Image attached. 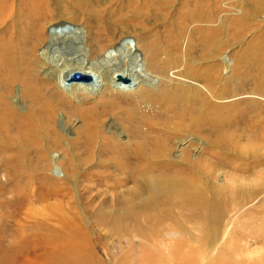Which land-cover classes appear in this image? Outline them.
Wrapping results in <instances>:
<instances>
[{
	"label": "rangeland",
	"instance_id": "obj_1",
	"mask_svg": "<svg viewBox=\"0 0 264 264\" xmlns=\"http://www.w3.org/2000/svg\"><path fill=\"white\" fill-rule=\"evenodd\" d=\"M132 1L42 0L56 16L73 22L65 15L79 19L82 16L86 20L81 24L87 22L94 30L144 29L148 33L154 29L152 39L161 47L156 59L150 61V52L142 43L138 44L140 59L146 61H141L142 66L156 83L153 97L148 101V95L136 94L119 99L133 109L134 116L159 114L161 127L136 137L129 136L128 131L119 137L113 135L112 154L105 152L92 160L87 150L92 145L82 148L78 143L88 133L90 124L82 111L94 112L103 101L99 96L74 97L78 100L71 106L58 97L56 103L64 105H60L58 117L53 115L58 119L56 133L33 129L30 134L38 133V143L46 145V152L33 141L20 138L23 136L15 122L19 113L12 115L0 109V264H43L51 252L50 238L69 230L87 237L96 264H126L135 250L124 247L125 236L131 228L149 230L158 218L164 224L168 221V264H264V0H167L165 21L160 15L127 12ZM141 1L151 8L154 4L153 0L136 1L138 8ZM164 26L169 36L167 50L162 49L166 48L161 29ZM166 62L168 69H163ZM18 63L25 61L16 58L17 65L13 66L14 73L23 77L26 70L23 66L17 68ZM182 70L200 76V81H182L176 76ZM34 74L33 85L39 88L38 93H23V101L18 102L22 107L28 105L36 114L49 100L40 83L43 75L40 71ZM177 82H184L185 86ZM211 82L217 85L211 88L213 93L222 99L214 100L206 91L193 97V84L204 86ZM161 83L168 87L162 89ZM7 91V97L15 102L19 83L15 82ZM53 92L57 89L51 87L47 93L51 101ZM74 105L80 106L75 113ZM118 118L124 124L126 116ZM65 123L68 130L72 128L70 135L61 132L60 126ZM101 130V136H108L104 128ZM97 142L100 143L94 144L95 150L109 147L104 141ZM164 142L171 150L168 161L159 159L153 167L146 160L143 162L144 154L156 153ZM50 155L63 167L54 174L55 168L49 170ZM161 179H168L172 185L168 192L157 187ZM209 241L214 244L213 252ZM111 242L122 247V256L112 255ZM83 255L78 253L74 264H86L89 256ZM152 255V250H144L143 262ZM7 258H11L9 262L5 261Z\"/></svg>",
	"mask_w": 264,
	"mask_h": 264
},
{
	"label": "bare ground",
	"instance_id": "obj_2",
	"mask_svg": "<svg viewBox=\"0 0 264 264\" xmlns=\"http://www.w3.org/2000/svg\"><path fill=\"white\" fill-rule=\"evenodd\" d=\"M15 1L17 2V4L15 3ZM136 1L137 3L140 2V0H136ZM135 2L129 3V6L127 7L130 11H127V12H131V13L138 12V13H143L145 15L151 14L153 16L160 15L161 18L164 19V21L167 20V0H155V1L153 0L155 5L152 4V8L150 7V5L145 4V1L144 2L141 1V4L138 8L137 7L138 5H135ZM44 5L45 4L44 2H42V0H14V1L13 0H0V109H2L4 113L10 112L12 115L15 113L20 114L15 119V122L17 123L18 133L22 134L23 136L20 138L27 142L33 141L34 145L37 148L41 149V151L43 152H46L47 151L46 145H42L38 143V140L40 139L38 138V133L34 131L33 134L30 135L31 130L33 129L37 131L42 130L43 133L44 131L48 132V130H51L54 133H56L55 123L56 121H58V119L57 118L54 119L53 115L54 116L56 115V117H58L59 107L60 105H64V103H61V102L56 103L58 97L63 98V102L68 101V104H70L69 106H71V104H74L73 103L74 100H78L77 98H74V97H78L81 95H85L86 97L99 96L100 98L103 99V101L100 102L101 107L98 106V108L94 110V112H91V111L87 112L83 110L82 112H84L85 115L83 113L80 114L81 116L84 115V117L87 115V117H89L88 122L90 124H89V127L87 125L88 129H86L88 130V133L82 140H80V142L78 143V146L82 148L83 147L86 148V146L92 145L88 147L87 149L89 152L88 154L90 155L92 160H93L92 157H94L95 155L99 157V155L101 156L105 155V152L106 154L107 153L112 154L110 153V148H111L110 142L112 141L114 143V141L112 140L113 135L116 137H119V135L126 134L128 131L129 136L136 137V136H139L147 132L153 127L160 126L162 124L161 123L162 120L159 119L158 117L159 114L157 115L155 114L156 116L155 115L153 116V115H147L145 113L144 114L140 113L141 115L134 116L133 109L130 110L129 108L130 106L128 107L127 104H124L125 101H122L119 99L120 96H123V98L125 96L127 97L126 99H128L136 94H138L139 96L148 95L146 97V100L152 99L153 95L151 96V94L155 90L156 83H153V81L150 80L149 71L147 70V68L142 66L141 61L143 62H146V61L140 59V51H139L138 44L140 45V43H142L143 46H145V48L147 49V51L150 52V54L152 55L150 61L152 59H156L160 55L161 47H160L159 42L152 39V36L155 37L154 34L151 35V32L154 29H152L148 33L144 29H142L141 32L130 31L129 29H125L124 28L125 26L123 27L124 29H121V30H111L112 28L110 29V27H109L110 30L108 31H102L99 29L94 30L93 27H91L90 24L87 22H85L84 25L81 24L82 20L83 21L86 20L84 17L81 16V18L79 19L78 16L76 15H74L73 17V16H68L66 14L65 18L69 17L73 19L75 22L65 20L59 16H56L55 13H53L49 7H47L46 5L44 6ZM135 7L138 10L135 11L134 10ZM161 29H162V33H164V39L166 40V48L163 47L162 49L167 50V38L169 37L168 32H167V26H164ZM130 37H135L137 38V40L136 41L132 40L130 42V40H128V38ZM107 41H108V44H105V42ZM135 43L137 44V46ZM40 52H41V55H38V53ZM17 53H19L18 57H14V55H16ZM16 58H23L25 61V64L18 63L20 64V66L17 67V68H20L21 66H23L25 68L26 71L23 77H18L14 73L13 66L15 65L16 67L17 65V64H14V60ZM162 68L168 69V62H166V64L163 65ZM158 70H161V69H158ZM37 71H40V73L43 75L42 77L43 79L40 80V83L43 86V88L46 89L44 93L46 95V98L49 101H46L43 105H41L40 113L35 114L33 113V109H31L28 105L24 107H28L29 109H24V107H22L20 105V102L18 101L22 100L21 96L24 98L23 93H27L28 95H30V93H33L34 90L36 91V93H38L39 88L33 85V77L35 75L34 73H36ZM182 71H177L176 73V76L178 78L181 77L182 81L183 79H187V81L191 80L194 83L200 81V76L196 77L191 72L188 73L186 71L185 72L184 71L182 72ZM73 73L88 75V76L92 75L93 80L91 79V77L89 81L83 80V79L77 80L78 77H74L73 79H70L69 77ZM118 75L125 78L126 80L118 81L117 80ZM15 82L19 83L20 91L15 93L14 98H17V99L15 102H13V101H10L13 98L9 99L7 97V95H9L7 94L8 93L7 90L12 89V85ZM178 84L180 86H183L185 83L177 82V85ZM2 85L4 86V88L2 87ZM214 85L217 87L215 82H211L209 83V85L204 84V86H200L198 84H193L192 87H190L191 85H187V86L190 87V89L192 88V93H195L193 94L194 96L192 95L193 97H196V93H198L199 91L200 92L206 91V93L211 98H214V100L222 99L220 98V96L216 97L215 94L213 93L211 88L212 87L216 88ZM51 87H53L54 89H57V92H53L52 101L49 99V96L47 95L48 90L50 91ZM167 87L165 85L163 86L161 83L162 89L165 90V88ZM186 92H188V90ZM215 93L217 92L215 91ZM165 94H167V92ZM110 96L112 97V99ZM114 97H116L118 101H115ZM106 99H108V101H106ZM101 103H103L104 105H102ZM105 104H107V106H105ZM78 109L80 110V106L74 105L73 113L77 112ZM98 110H100L99 113H98ZM211 111L209 113H211ZM112 112H113V115H112ZM121 115L126 116V120L124 124L120 121V118H118ZM210 115L211 114H209V116ZM111 116L113 118L109 119V121L106 122V120ZM25 120H27L29 123L27 124L26 122H24ZM117 121H119L118 123L120 125H118ZM26 124H27V127L25 129L24 126ZM30 126L31 128L28 131L27 128ZM66 127H68L67 123L63 124V126H60L61 132L62 133L65 132L66 135H70V133L72 132V128L68 130V128ZM101 128H104V132H106L108 136L100 135V133L102 132ZM29 135L30 137L32 136L33 137L30 138ZM40 137L42 136L40 135ZM165 138L166 137H164V139ZM43 139H45V137ZM98 140L102 142L104 141V144L109 145V147L107 149L104 147L102 149L100 148V150H95L93 146L94 144L96 145V143H100V142H97ZM142 144L143 143H141L140 145ZM160 145L161 147L160 149L156 151V153L154 152L150 154L149 152V153L144 154L145 158L143 159V162L146 160V162L151 164L153 167V166H156L154 165V163L159 161V159H160V162L168 161V157L170 155L171 150L169 151L168 145L166 144V142ZM149 146L150 145H148V147ZM141 151L142 150H140V152ZM187 153L188 152H186L185 154ZM49 157H50L49 161L51 162L49 170L52 172L53 171L52 169L55 168L54 170L55 172L53 171V174L56 173L57 169L62 170L63 167L60 166L61 164L59 165L58 163H56V161L51 155ZM178 158H175V160H178ZM92 160H90L91 162L89 164L92 163ZM141 161H142V158H141ZM146 162L145 164H143L144 167L146 166L148 167V164ZM160 164L159 166H161ZM170 186L172 185L168 183V179H161L157 181V187H159L160 189L162 188L163 191L166 190L168 192V188ZM174 187L179 188V185L175 184ZM165 224H164L163 219L158 218L156 219V222L153 223L149 227V230L143 229L144 227H141V228L136 227V228L130 229L129 234L127 233L128 237L125 236L124 238L123 244H124V247L127 249L128 247L133 248V250H135V253H132V255H134L131 257L132 260L128 261V263L126 264H168V221ZM78 225L80 224L78 223ZM77 235L78 234L74 233V231L69 230L66 234L59 233V234H56L55 237L53 236V238H50L51 239V242H50L51 252H49V250L45 251V252H49V254H48L47 259L44 262L42 261V263L43 264H74L77 259L76 255L78 253H83L84 258L85 256L87 257L89 256V258H87L86 261H84V258H82L81 256V258L83 259L84 262H86V264H89V263L96 264L98 261H97V258H95L96 256H93V253H92L87 237H85L84 235H81V236H77ZM23 241H20V242H23ZM49 241L50 240L48 238V242ZM37 243H41V242H37ZM42 245L39 244V246H42ZM213 247H214V244L211 242L209 244L210 252L214 251ZM109 248L111 250L112 255L115 258H118L121 255L122 247L118 246V244H116L115 242H111V245L109 246ZM147 249L152 250L153 255L150 259L148 258L149 260L147 262L146 261L143 262V257L141 255L143 251ZM45 250L47 249L45 248ZM21 252L22 251H20L19 254H22ZM42 252L39 253V255L42 254ZM32 253L33 252L31 251V254ZM122 253H125V252H122ZM24 254L25 253H23V255ZM10 259L11 258H7V260L5 259V261L9 262L8 260ZM11 263L14 264L13 262ZM123 263L124 262H122V264ZM110 264H115V263L111 261Z\"/></svg>",
	"mask_w": 264,
	"mask_h": 264
},
{
	"label": "water",
	"instance_id": "obj_3",
	"mask_svg": "<svg viewBox=\"0 0 264 264\" xmlns=\"http://www.w3.org/2000/svg\"><path fill=\"white\" fill-rule=\"evenodd\" d=\"M74 77H78L77 80L78 79L79 80L83 79V80H88V81L90 80V76H88V75H82V74H76V73L71 74V76L69 78L70 79H73ZM117 80L118 81H125L126 79L118 75L117 76Z\"/></svg>",
	"mask_w": 264,
	"mask_h": 264
}]
</instances>
